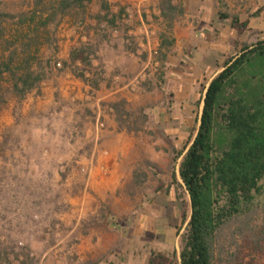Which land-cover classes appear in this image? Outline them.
<instances>
[{"label": "rangeland", "instance_id": "374dc122", "mask_svg": "<svg viewBox=\"0 0 264 264\" xmlns=\"http://www.w3.org/2000/svg\"><path fill=\"white\" fill-rule=\"evenodd\" d=\"M171 1L183 8L171 25L160 15V0L148 5L145 22L153 32L149 50L144 59L124 60V81L107 82L105 68L95 65L99 87L85 84L94 104L85 107L90 111L87 121L94 129H88L80 116L71 123V135L59 131L47 135V127L53 128L65 116L58 109L51 116L31 114L35 110L31 94L39 95L47 86L61 87L57 79L71 74L63 61L71 48L86 41L77 36V22L67 18L50 27L53 41L39 46L38 61L46 70L44 85L22 100L12 93L4 96L0 103V250L7 255L0 264H169L178 251L189 206L187 197L174 200L168 193L171 158L182 147L186 129L199 118V97L233 52L235 32L216 14L226 12L243 20L264 5L256 0H210L206 21L195 17L185 0ZM1 2L9 11L23 6L18 0ZM88 9L89 18L95 5ZM254 20L240 37L245 44L264 38V30ZM125 24L123 18L115 26ZM110 72L118 74L115 69ZM7 86L4 80L3 88ZM110 88L118 91L105 97ZM63 90L68 100H78ZM120 99L127 102L125 107L135 120L121 128L109 105ZM58 102L54 106L66 107L67 101ZM112 118L119 134L103 145L100 134ZM98 119L104 124L101 129L96 128ZM127 126L137 130L128 131ZM260 200L263 206L264 199ZM250 244L251 239L242 236L224 240V248L239 251L231 264H264V252L254 253Z\"/></svg>", "mask_w": 264, "mask_h": 264}, {"label": "trees", "instance_id": "16d2710c", "mask_svg": "<svg viewBox=\"0 0 264 264\" xmlns=\"http://www.w3.org/2000/svg\"><path fill=\"white\" fill-rule=\"evenodd\" d=\"M18 1L23 6L9 11L0 0V103L6 93L22 100L39 89L46 70L37 55L41 44L53 41L50 27L64 18L82 23L92 2ZM97 1L107 26H115L119 16L111 13L107 0ZM158 9L169 25L183 10L171 0H160ZM260 11L243 20L226 12L216 14L235 32L233 52L199 97V118L186 129L182 147L171 158L168 193L174 200L187 197L189 214L183 216L179 248L169 264H231L239 251L224 248V240L236 236L250 238L254 253L264 252V205H260L264 199V38L250 44L240 40ZM90 17L102 19L99 12ZM95 57L96 45L88 39L71 48L63 66L97 89L100 72L92 64ZM126 103L120 99L109 104L120 128L134 120ZM132 129L137 127L127 126ZM6 255L0 250V262Z\"/></svg>", "mask_w": 264, "mask_h": 264}, {"label": "crops", "instance_id": "0c3cea01", "mask_svg": "<svg viewBox=\"0 0 264 264\" xmlns=\"http://www.w3.org/2000/svg\"><path fill=\"white\" fill-rule=\"evenodd\" d=\"M157 1L158 0H107L110 6L111 13H113L114 15H118V20H121L123 18L125 19V23L127 24H125L123 28H119L116 26H107L106 21L103 19L104 12L100 11V3L97 0H92L88 8H90V6L94 4L95 12L93 14L99 12L102 15V19L97 20L93 17L88 18V16H86L85 18L88 19L84 18L82 23L77 22V29L79 30L77 36H80V40L84 41L85 39H89L96 44V57L92 60V64L94 66L99 65L105 68L104 76L109 77V79L106 80L107 82L116 81L119 79L124 81L125 78L121 75V68L124 65L125 59L128 60L129 58H133V61H139L145 58L146 51L149 50V33H153L148 29L149 26L145 22V19L147 17L146 13H148L147 7L151 3H158ZM256 1L259 5H264V0ZM185 3H187L191 8V12L195 17L201 16L202 19L207 21L208 12L211 7L210 0H185ZM88 8L87 11L89 13ZM253 18L255 19V26H258L260 29L264 30V8L261 9L257 16L250 19V24ZM67 20L72 21L73 23L75 22L70 18H67ZM102 27L106 30L101 29ZM71 29L72 28H70L69 30ZM111 69H115L116 72L118 71V74L110 72ZM67 78L68 80H66ZM57 81L58 83L62 84L61 87H54L53 89H50V87L47 86L46 88L44 87L40 89L41 92L39 95H36L34 93L31 94L33 95V108L35 109L31 113L32 116H51V112L56 114V109L59 110V115L65 116L64 118L58 119L59 123L55 124L53 128L47 127L50 128L48 129V132H46V129H44L43 131L46 132L47 135H50V132L58 131L62 132L65 137L71 135V127L73 126V124L71 123H76L77 118L80 116H82V119L84 120L83 122L88 129H94L90 126V121H87V119L89 118L87 117V115L90 114V111L85 107H94V104L89 102L91 99V95H88V86L85 85L86 83L77 79L72 74L60 77V79L58 78ZM42 84L44 85V83ZM63 88L69 90L68 94L70 95V99L77 97L78 100L74 103L72 102V100H68V95H66ZM117 91V89L113 90L110 88L104 91V93L107 94L105 95V97L111 96ZM98 92L103 93L102 90H98ZM71 94H75L74 97H71ZM53 95L58 98L56 99L57 101L53 100ZM59 100L63 102L67 101L66 103H63L66 107H62L64 109H67L65 113L60 111L62 109L61 106H54L59 104ZM99 111L100 110L97 108V115L99 114ZM113 118L108 120L109 124H107V127L100 134L102 139L101 143H103V145H109L111 140H113L111 139V137L114 134H119ZM108 125H110L111 128H109ZM31 127L32 129L35 128V126ZM64 142L67 143V141Z\"/></svg>", "mask_w": 264, "mask_h": 264}, {"label": "built area", "instance_id": "2783aa9c", "mask_svg": "<svg viewBox=\"0 0 264 264\" xmlns=\"http://www.w3.org/2000/svg\"><path fill=\"white\" fill-rule=\"evenodd\" d=\"M56 65H57L58 67H60V62H57ZM96 123H97V124H96V128H97V129H101V128L103 127V125H104L103 122L99 121V119L97 120Z\"/></svg>", "mask_w": 264, "mask_h": 264}]
</instances>
